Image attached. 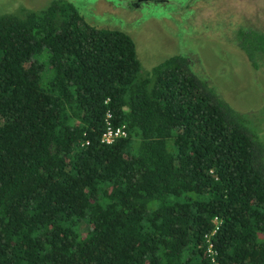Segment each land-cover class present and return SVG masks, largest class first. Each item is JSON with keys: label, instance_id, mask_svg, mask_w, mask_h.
<instances>
[{"label": "trees", "instance_id": "obj_1", "mask_svg": "<svg viewBox=\"0 0 264 264\" xmlns=\"http://www.w3.org/2000/svg\"><path fill=\"white\" fill-rule=\"evenodd\" d=\"M190 62L142 68L70 0L0 11V264H264L259 106Z\"/></svg>", "mask_w": 264, "mask_h": 264}, {"label": "rangeland", "instance_id": "obj_2", "mask_svg": "<svg viewBox=\"0 0 264 264\" xmlns=\"http://www.w3.org/2000/svg\"><path fill=\"white\" fill-rule=\"evenodd\" d=\"M49 1L0 0V9L10 12H19L20 8L38 10ZM70 1L89 21L127 33L134 42L142 68L148 69L171 54L187 55L198 73L239 101L238 107L246 103L250 107L263 106L259 99L264 100V94L259 88L264 85V77L258 73L262 74L260 63L264 57L256 58L258 72L245 73L249 66H243L237 50L234 49L233 55L231 41H235L241 23L250 22L264 31V0H161L156 5L145 3L137 10L131 9L130 2L121 4L120 0ZM250 10L259 16L247 21L244 15ZM256 110L259 116L264 114V109ZM255 130L260 135L258 129Z\"/></svg>", "mask_w": 264, "mask_h": 264}, {"label": "flooded vegetation", "instance_id": "obj_3", "mask_svg": "<svg viewBox=\"0 0 264 264\" xmlns=\"http://www.w3.org/2000/svg\"><path fill=\"white\" fill-rule=\"evenodd\" d=\"M161 0H120L121 4H127L128 2H130L133 7L131 8L132 10H137L138 8H140L141 5L145 4V3H149V4H154L156 5L158 2H160ZM106 9H110L109 7H105ZM0 11H7V12H10L8 10H2L0 9ZM85 13L87 11V9L84 10ZM259 15L257 14H254L251 10L248 12L247 15H244V17L247 19V21H250L251 19L253 18H258ZM89 21V20H88ZM91 22V21H90ZM93 23V22H91ZM94 24V23H93ZM241 26L242 27H239L237 28L236 30V38H235V41H231V43L233 44V48L231 49V51L233 52V55L235 53V50H237L239 52V55H240V58L242 60V63H243V66H249L248 69H245V73H248L250 71V75L251 73H255V72H258V68H259V64L256 62V66H252L250 64V62L248 61L247 59V56L245 55V52L244 50L239 46L238 44V31L240 30H247V29H253L255 30L256 32L258 33H261L264 35V31L263 30H260V29H257L255 27H253L252 23L250 22H247L245 24H242L241 23ZM235 49V50H234ZM262 54V53H261ZM264 57V56H263ZM261 59V57L259 58V60ZM256 60V59H255ZM261 70H262V74L264 75V69H263V63H264V58L261 59ZM245 68V67H244ZM261 77H264L261 73H258ZM259 92L261 94H264V85H262L260 88H259ZM261 103H264V100L260 99ZM257 109H264V104L262 107H258ZM263 120H264V114L260 116Z\"/></svg>", "mask_w": 264, "mask_h": 264}, {"label": "built area", "instance_id": "obj_4", "mask_svg": "<svg viewBox=\"0 0 264 264\" xmlns=\"http://www.w3.org/2000/svg\"><path fill=\"white\" fill-rule=\"evenodd\" d=\"M109 115L110 112L107 110L105 112V126L100 134V141L104 143H111L116 137L125 135V129L122 125H111L108 120Z\"/></svg>", "mask_w": 264, "mask_h": 264}]
</instances>
